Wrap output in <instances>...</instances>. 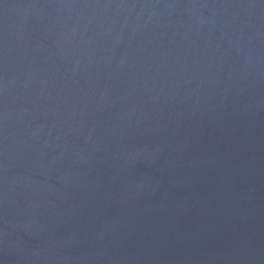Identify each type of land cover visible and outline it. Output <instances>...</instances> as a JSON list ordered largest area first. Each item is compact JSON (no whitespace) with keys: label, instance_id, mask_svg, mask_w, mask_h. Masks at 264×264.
Instances as JSON below:
<instances>
[{"label":"water","instance_id":"1","mask_svg":"<svg viewBox=\"0 0 264 264\" xmlns=\"http://www.w3.org/2000/svg\"><path fill=\"white\" fill-rule=\"evenodd\" d=\"M0 264H264V0H0Z\"/></svg>","mask_w":264,"mask_h":264}]
</instances>
